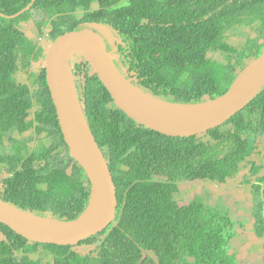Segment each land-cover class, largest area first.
Here are the masks:
<instances>
[{
    "label": "trees",
    "instance_id": "16d2710c",
    "mask_svg": "<svg viewBox=\"0 0 264 264\" xmlns=\"http://www.w3.org/2000/svg\"><path fill=\"white\" fill-rule=\"evenodd\" d=\"M29 2L0 0V12L12 15ZM32 19L39 34L48 26L46 44L21 28ZM83 21L115 29L120 71L171 102L220 96L264 48V0H34L17 16L0 14V167L11 173L1 180L0 198L59 220L85 209L90 184L64 141L44 62L57 36L81 29ZM237 29L247 36L235 45ZM71 63L115 184L114 218L73 245L33 242L0 222V264H236L228 251L232 219L213 213L196 194H179L182 184L201 181L249 185L259 196L253 233L264 239V86L221 125L168 136L120 110L82 56Z\"/></svg>",
    "mask_w": 264,
    "mask_h": 264
},
{
    "label": "water",
    "instance_id": "95a60500",
    "mask_svg": "<svg viewBox=\"0 0 264 264\" xmlns=\"http://www.w3.org/2000/svg\"><path fill=\"white\" fill-rule=\"evenodd\" d=\"M33 1L7 17L22 13ZM111 38L110 26L88 22L85 28L58 35L47 51L45 77L59 127L69 154L89 180L90 193L85 209L71 220L35 215L0 198V222L30 241L76 244L107 227L116 211V188L108 162L86 121L78 97L71 63L75 55L82 56L89 63L115 105L129 118L168 136L188 137L221 125L240 111L264 86L263 48L257 57L239 71L229 88L220 96L197 103L167 101L151 95L125 77L115 64L112 51L106 48V42H110ZM133 89L162 104L187 109L173 112L153 109L140 100Z\"/></svg>",
    "mask_w": 264,
    "mask_h": 264
},
{
    "label": "rangeland",
    "instance_id": "374dc122",
    "mask_svg": "<svg viewBox=\"0 0 264 264\" xmlns=\"http://www.w3.org/2000/svg\"><path fill=\"white\" fill-rule=\"evenodd\" d=\"M121 4H123V1L120 2ZM94 5L93 3L92 6ZM33 14L34 18H40L38 12L34 11ZM33 19L24 22L21 28L34 34ZM246 36V33L237 29L233 32L232 40L235 45H238ZM112 37L109 42L111 47L107 50L112 51L111 55L115 59L114 46L117 36L112 35ZM117 42H119V39H117ZM37 67L38 64H36ZM28 134L30 133L28 132ZM2 140L5 143L8 141H6L5 136ZM209 185L212 188L210 190L208 189ZM225 185L220 187V185L211 181H201L193 184L184 183L180 187L179 194L181 196L186 195L185 199L196 194L204 199V202L210 206L213 213L228 216L232 219L230 231L234 232V236L228 242V251L235 254L236 264H264V239L256 238L252 229V212L257 208L259 196L254 192H249V185L227 184L229 187H225ZM46 259H51V257L48 256Z\"/></svg>",
    "mask_w": 264,
    "mask_h": 264
},
{
    "label": "flooded vegetation",
    "instance_id": "af4514ba",
    "mask_svg": "<svg viewBox=\"0 0 264 264\" xmlns=\"http://www.w3.org/2000/svg\"><path fill=\"white\" fill-rule=\"evenodd\" d=\"M34 2V1H33ZM30 3V2H29ZM31 4H33V3H31ZM95 4V3H94ZM31 6V5H30ZM95 6V5H94ZM30 8V7H29ZM20 11V10H19ZM18 11V12H19ZM1 13V12H0ZM17 13V12H16ZM3 14V13H2ZM15 14V13H14ZM20 14V13H19ZM18 14V15H19ZM13 15V14H12ZM2 16H11V15H6V14H3ZM9 18H11V17H9ZM88 22H95V21H83V24H82V27H81V29L82 28H85V26H86V23H88ZM24 22H21L20 24V26H22V24H23ZM33 26H34V24H33ZM25 31V33L28 35V36H33V37H36L37 39H39V42H40V44H46V39H45V37H46V35H47V33L49 32V28H48V26L47 27H45L44 29H43V33L42 34H39L37 31H35V29L33 30V32H34V34L33 33H31L30 31H26V30H24ZM111 31H112V35H115V36H117V39H120L119 38V36L117 35V31L115 30V29H113L112 27H111ZM114 37V36H113ZM117 39H116V41H115V46H116V44L118 43L117 42ZM106 46H107V49L108 48H110L111 47V44L109 43V42H106ZM115 46H114V48H115ZM111 50V49H110ZM115 62V61H114ZM116 64V63H115ZM117 65V64H116ZM118 68H119V66H117ZM33 69H35L36 68V63L34 64L33 63V67H32ZM45 69V68H44ZM120 70V69H119ZM24 77V73L21 71V72H19V74H18V79L19 80H22V79H25V78H23ZM32 132V133H31ZM34 132V129H32L29 133L30 134H28V135H31V136H33V134H35V132ZM27 135V136H28ZM14 136H16L17 138H22L23 136H17V135H15L14 134ZM6 141H7V139H6ZM7 143H8V141H7ZM6 143V144H7ZM249 171V169L248 168H244V170H242L241 172H240V174H239V176H241V175H243V174H245V172L247 173ZM10 176L11 175V173H9V172H7L6 170H5V168L2 166V167H0V185H1V180L4 178V177H6V176ZM227 184H230V185H233V184H231V183H227ZM225 185V183H223V184H221L220 185V187H222L223 185H225V187H229V185ZM237 185V184H236ZM208 189L210 190V189H212L211 187L209 188L208 187ZM229 189V188H228ZM253 224V223H252ZM252 229H253V226H252ZM254 234V233H253ZM259 239H262V238H259Z\"/></svg>",
    "mask_w": 264,
    "mask_h": 264
},
{
    "label": "bare ground",
    "instance_id": "6f19581e",
    "mask_svg": "<svg viewBox=\"0 0 264 264\" xmlns=\"http://www.w3.org/2000/svg\"><path fill=\"white\" fill-rule=\"evenodd\" d=\"M134 94L140 99L142 100L145 104H147L148 106H150L153 109L156 110H160V111H166V112H173L177 109H187V107H177V108H173L171 106L162 104L161 102L154 100L148 96H145L144 94L138 92L137 90L133 89Z\"/></svg>",
    "mask_w": 264,
    "mask_h": 264
}]
</instances>
